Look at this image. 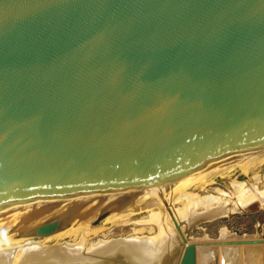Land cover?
<instances>
[{
    "label": "water",
    "instance_id": "1",
    "mask_svg": "<svg viewBox=\"0 0 264 264\" xmlns=\"http://www.w3.org/2000/svg\"><path fill=\"white\" fill-rule=\"evenodd\" d=\"M262 145L264 0H0V216ZM260 209L256 238L209 243L261 245L264 264ZM180 240L173 264H196Z\"/></svg>",
    "mask_w": 264,
    "mask_h": 264
},
{
    "label": "bare ground",
    "instance_id": "2",
    "mask_svg": "<svg viewBox=\"0 0 264 264\" xmlns=\"http://www.w3.org/2000/svg\"><path fill=\"white\" fill-rule=\"evenodd\" d=\"M262 161H264V145L224 156L205 164L197 170L157 184L114 191H102L97 193L96 197L92 195L93 193H87V195H92L94 199L99 198L98 201L95 200L98 203L97 206H91L93 203H88L90 200H86L88 196L85 198V201L81 200L80 194L32 199L26 205L7 210L0 216V241L11 238L15 233L16 235L19 234L23 229L35 227L37 224L55 219L57 221L55 230L42 238L44 240V238L54 237L58 234H62L63 236V234L72 231L75 236L72 242L58 244L59 251L64 256H68L69 260L54 257L43 258L48 252V245L43 240L31 239L25 233L23 234L26 236L24 237V239L26 238L25 241L17 242L12 240L10 243L2 245V242L0 243V264H96V262L90 261L92 259L85 260L83 257L85 255L88 256V254H95L100 249H106L110 245V241L98 240L95 243H84V237L80 230L81 226L90 223L94 217L99 215L101 217L107 216V219L116 220L124 226L130 223V215L141 211H146L147 217L143 220H138L134 224H151L155 227V233L152 235L147 234V236H136L137 232L133 231L136 235L128 240L130 242L116 246L110 252L122 253L127 259L137 261L139 264H149L153 261L155 264L156 262L160 264L162 254L164 252L167 254V250L172 249L170 247L172 243L174 244L175 236L182 235L185 243L191 242L188 231L191 225L197 221L224 217L229 213H249L248 211L264 206V187L261 189L258 187L257 184L260 182V179L255 173L251 176L252 184L250 187H247L245 183L233 179L227 190L213 187L210 193L201 195V193L190 191L180 192V186L185 187V185L187 186L189 183L198 181L199 179L220 175L233 167H240L247 172ZM179 182H182V184L177 186ZM185 188L187 189V187ZM168 192L171 193L170 198H167L169 196ZM87 203L91 205H87ZM37 217H39V220H35ZM15 224L20 225L21 228L19 230L14 229L15 233L6 234V229H13ZM231 237L232 235L226 229L221 230L220 238L223 241L233 240ZM173 246L175 247V244ZM179 246L181 248V244L177 247L179 248ZM216 246L231 245L203 243L198 247L208 248ZM205 251L207 252V250ZM231 251L230 249L227 254H218L216 249H213L211 252L208 251V254L211 257L217 255L218 258L223 255L227 259L226 261L231 263L233 256ZM103 255L104 260L111 256V254L107 256ZM197 255L196 253V264H199V255ZM238 257L235 259H238ZM38 258L43 259L36 261ZM202 259L200 260L201 264ZM131 261H129L130 264Z\"/></svg>",
    "mask_w": 264,
    "mask_h": 264
},
{
    "label": "rangeland",
    "instance_id": "3",
    "mask_svg": "<svg viewBox=\"0 0 264 264\" xmlns=\"http://www.w3.org/2000/svg\"><path fill=\"white\" fill-rule=\"evenodd\" d=\"M254 173L257 174L259 176V179H260V182L257 184L258 187L260 189L263 188L264 187V161L259 162L254 167H252L250 170H248L247 172L242 170L240 167H233L230 170H228V171H226L220 175H214L212 177H206V178L199 179L198 181L191 182V183H189V185H187V186L185 185V187H187V189L184 186H182V187L180 186L179 191L180 192L181 191H190V192H196L199 194L201 193V195H203V194L210 193L213 187H218L222 190H227V188L230 185L231 180H233V179H236L238 182L245 183L247 187H250V185L252 184L251 176ZM180 184H182V182H179V184H177V186ZM97 193H99V192H96V193L94 192L93 194L92 193L91 194L94 197H96ZM92 195L80 194L79 197L81 196L82 197V198L80 197L81 200L85 201V198L88 196L86 198V200L90 199L89 201L87 200L88 203H91V204L93 203V204L91 205V204L87 203V205L97 206L98 203H96V201H98L99 198L94 199ZM168 195H167L168 196L167 198H170L171 193L168 192ZM89 196H90V198H89ZM94 203H95V205H94ZM262 216H263V212L261 209L256 211V212L249 213V214L245 213V212L244 213L236 212V213H229L227 216H224V217L212 218V219L206 220V221L200 220V221H197L195 224L191 225V227L189 228V231H188V236L191 238V242H194L197 246L196 253L199 255V256L197 255L199 258V264H201L200 260L202 258H204L203 256L206 255V253L209 256L208 253L211 252V250H213V249H216V252L218 254H221V253L227 254L228 250H230V249L232 250V246H223V247L216 246V247L203 248V247H198L199 245H201L203 243H209L211 241H223L220 238V232L222 229H226L229 233L231 230L248 231L252 228V225L255 223V228L257 230H259V228H260L259 224L262 221ZM146 217H147L146 211L134 213V214L129 216V221L131 224L129 223V224L124 225V226L119 224L116 220L113 221L112 219H107V216L101 217L100 220H98L96 223H93L92 221L96 218V217H94L90 223H87L86 225L84 224L80 228L82 236L84 237V243H86V242L87 243L88 242L89 243H95L98 240H104V241H110V245L106 249L103 248V250L102 249H100V251L98 250L97 252H95V254H88V256L85 255L83 257V259H85V260L92 259L90 261H94V262H96V264H103L108 260L106 258L104 260V257H102V255L107 253V252L112 251V249L116 246L130 242L128 240H130L132 238V236L135 237V235H136V233H133V231L137 232L136 236H147V234L148 235L154 234L155 233V227L153 225H151V224H144V225L134 224L138 220H141V219L143 220ZM38 218L39 217H37L35 220H39ZM27 223H29V222H27ZM27 223H25V224H27ZM16 224L14 225L13 229L9 230V228H7L6 234L15 233L14 229L19 230L21 228L20 225H16ZM40 224H42V223H40ZM40 224H37L36 226H38ZM35 227H28L25 230L23 229L20 231L19 234L16 235V233H15V234H13V236H11V238H7V240H3L4 242L0 241V243L2 242L1 243V245H2V244L10 243V241H12V240L17 241V242L18 241H25L26 238L24 239V237H26V236L23 235L25 233L31 239L42 241L43 236L29 235L30 231L33 230ZM135 230H137V231H135ZM217 230H218V236L216 239L210 240L205 235L206 233L208 235L209 234L213 235V233H215ZM203 233H205V234H203ZM179 234H180V232H179ZM230 234L233 236L232 233H230ZM21 235H23V236H21ZM74 238H75V236H74L72 231L69 233L63 234V236H62V234L61 235L58 234V235H55L54 237L50 236V238H44L43 242L46 245H48L49 249H48L47 254H45L43 258L54 257V258H58V259H62V260H69L68 256H64L59 251L58 244L66 243V242L67 243L72 242V240ZM179 240H180V235L178 237H176V236L174 237L173 242H174L176 248L173 246L174 244L172 243L173 247L172 246L170 247L172 249L171 250L168 249L169 251L167 250V252H168L167 254L164 252V254H162V259H170L172 262L171 264H173L176 261L175 259L177 258L179 251H181L180 246H179V248L177 247L178 245L181 244V240L180 241ZM205 250H207V252ZM117 253L110 252V253L103 255V256H107L110 254H111V256H113L114 254H117ZM119 255H120V258L123 257L122 259H124L127 262L125 264H130L129 261H131V259H129V258L127 259L122 253H119ZM207 255L205 257H207ZM261 257H262V255H261ZM43 258H38V260H36V261H40ZM33 259H37V258H33ZM261 259L262 258H260V260ZM132 261H131V264H135V263L139 264L137 261H133V262ZM140 262H145V261H140ZM151 263L155 264L154 261ZM151 263H149V264H151ZM10 264H12V263H10ZM156 264H158V263L156 262Z\"/></svg>",
    "mask_w": 264,
    "mask_h": 264
},
{
    "label": "crops",
    "instance_id": "4",
    "mask_svg": "<svg viewBox=\"0 0 264 264\" xmlns=\"http://www.w3.org/2000/svg\"><path fill=\"white\" fill-rule=\"evenodd\" d=\"M256 230L257 229L255 228V223H254L252 225V228L250 230H248V231H234V230H231V231L229 230V231H230V233L233 234L231 239H247V238H256L257 237ZM203 234H205V233H203ZM205 235L210 240L211 239H216L217 236H218V230L215 233H213V235H210V234L208 235L207 233ZM252 247H253V249H252ZM247 249H248V251L250 250L251 252L250 251L248 252ZM232 252H233L232 255L234 256V257L232 256V263L234 262L236 264H242L243 260L245 261V264H249V263L250 264H257V263L260 264L261 263V260H260L261 254H262L261 245H234V246H232ZM248 254H249V256H248ZM251 254H252V256H251ZM238 255H239V257H238ZM208 257H209V259H208ZM237 257H238V259H235ZM211 258H212L211 255H209V256L207 255V257H204L202 259V264H213L214 260H213V258L212 259ZM215 258L217 260L216 264H218L217 255H216ZM210 260H211V262H210ZM236 260H237L238 263L236 262Z\"/></svg>",
    "mask_w": 264,
    "mask_h": 264
}]
</instances>
